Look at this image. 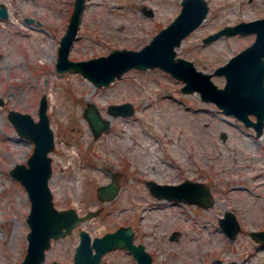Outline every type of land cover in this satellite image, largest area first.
<instances>
[{"label": "rangeland", "instance_id": "obj_1", "mask_svg": "<svg viewBox=\"0 0 264 264\" xmlns=\"http://www.w3.org/2000/svg\"><path fill=\"white\" fill-rule=\"evenodd\" d=\"M1 3L7 15L0 16V264H20L25 254L30 200L9 168L26 161L33 147L31 139L17 133L7 111L15 108L37 118L42 93L54 134L49 150L54 203L93 214L52 238L38 264H52L53 259L72 264L80 227L94 236L119 224L132 226L134 241L143 242L154 264H215L216 259L218 264H264V244L249 233L264 228V128L257 135L197 90L182 91L183 81L160 66L131 67L99 86L76 69L58 71L57 46L73 0ZM207 3L205 17L176 45V53L211 71L248 44L254 33L221 34L208 41L203 36L224 24L264 15V0ZM180 5V0H85L68 56L85 58L113 46L139 47ZM211 77L224 82L223 74ZM89 100L109 119V127L97 136L83 114ZM122 100L132 102L131 114L107 110L110 102ZM112 177L117 192L100 199L97 184ZM184 178L205 182L213 202H172L150 189V179ZM229 208L240 222L232 237L219 222ZM99 264L137 263L127 248L116 246L103 253Z\"/></svg>", "mask_w": 264, "mask_h": 264}, {"label": "water", "instance_id": "obj_2", "mask_svg": "<svg viewBox=\"0 0 264 264\" xmlns=\"http://www.w3.org/2000/svg\"><path fill=\"white\" fill-rule=\"evenodd\" d=\"M85 0H73L72 9L64 32L57 46L55 67L58 71L76 69L95 85H106L131 67L160 66L183 83L182 91L197 90L201 98L214 101L222 110L231 113L246 125L254 127L257 135L264 127V15L227 23L203 36L208 41L221 34L254 33V38L230 55L211 71L198 68L192 59L176 53V45L195 28L208 10L207 0H180L178 12L152 34L139 47L113 46L106 53L73 59L69 48L76 35ZM150 12V9L148 10ZM7 15L4 3L0 4V16ZM31 21L32 18H27ZM212 73L223 74V84L211 77ZM0 102L2 99L0 98ZM47 95L42 93L38 102V117L15 108H9L7 116L17 133L33 141L26 161H15L9 172L26 188L30 200L26 221L27 245L20 264H38L45 259L51 238L64 235L77 223L93 214V210L80 213L75 206L58 207L53 200L49 185L52 172L49 150L54 145L53 128L47 112ZM107 110L113 114H131L134 106L130 100L110 102ZM94 136L109 127V119L99 112L93 101L83 107ZM250 115H254L251 118ZM225 137V131L220 132ZM150 189L158 196L172 200L195 201L203 205L213 202L209 186L199 179L184 178L177 182L149 180ZM118 189L112 177L96 186L100 199L111 198ZM224 232L232 237L240 222L232 209H226L219 218ZM177 230H173V235ZM256 241L264 244V228L249 229ZM79 239L73 250L72 264H99L103 253L116 246H124L131 252L137 264H154L152 254L143 242L134 241V229L130 224H119L114 229L91 236L83 227L78 229ZM215 260V264L219 263ZM52 264H65L53 259Z\"/></svg>", "mask_w": 264, "mask_h": 264}, {"label": "flooded vegetation", "instance_id": "obj_3", "mask_svg": "<svg viewBox=\"0 0 264 264\" xmlns=\"http://www.w3.org/2000/svg\"><path fill=\"white\" fill-rule=\"evenodd\" d=\"M250 117L251 118H254V115H250ZM251 126V125H250ZM264 128V127H263ZM252 129L254 130V127L252 126ZM254 132H255V130H254ZM256 134V133H255ZM162 197V196H161ZM166 198V197H165ZM168 199V198H167ZM169 201H172V202H175V201H177V200H172V199H168ZM262 246H264V245H262Z\"/></svg>", "mask_w": 264, "mask_h": 264}, {"label": "bare ground", "instance_id": "obj_4", "mask_svg": "<svg viewBox=\"0 0 264 264\" xmlns=\"http://www.w3.org/2000/svg\"><path fill=\"white\" fill-rule=\"evenodd\" d=\"M95 0H92V2H94ZM102 6V5H101ZM103 13V12H102ZM122 37V36H121ZM39 53V52H38ZM152 167V166H151ZM146 168V167H145ZM153 174V173H152Z\"/></svg>", "mask_w": 264, "mask_h": 264}]
</instances>
